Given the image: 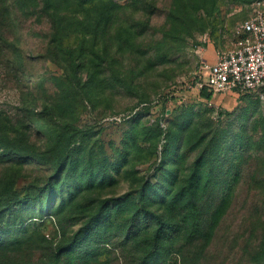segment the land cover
Instances as JSON below:
<instances>
[{"label": "rangeland", "instance_id": "rangeland-1", "mask_svg": "<svg viewBox=\"0 0 264 264\" xmlns=\"http://www.w3.org/2000/svg\"><path fill=\"white\" fill-rule=\"evenodd\" d=\"M12 1L8 0L10 11ZM128 1L116 0L120 9L95 38L92 29L83 28V15L69 7L67 17L75 27L60 51L64 57L68 49L77 48L80 39H84L86 50L92 44H97L98 50H110L109 58H113L122 81L86 97L72 122L93 134L92 141L101 147L109 163L121 166L114 173V187L100 194L104 197L121 196L146 179L158 180L169 122L185 109L205 114L221 130H228L234 117L247 110L257 132L264 133V88L253 96L228 91L207 101L200 87L205 83L201 62H212L211 54L232 47L234 28L247 17L255 0H217L212 12H196L194 18L199 24L189 25L184 20L175 31L168 16L180 0H147L154 3V11L145 3L129 5ZM189 9L193 14V4ZM11 17L13 23L9 21L1 29L7 43L0 42V122L40 144L45 138L34 127L26 131V114L31 112L43 122L45 107L52 106L58 97L55 78L64 75L63 61L51 51L53 29L46 17L24 16L16 10ZM200 25H205L204 30L198 29ZM188 26H194L191 35L185 31L190 30ZM200 41L204 51L197 52L194 45ZM105 73L110 75L108 70ZM157 132L158 140L153 138ZM124 148L129 154L126 158ZM261 154L262 149L256 152V160L249 159L241 168L229 204L211 235L190 243L184 241L181 254L172 255L170 264H255L260 260L264 255V166L257 163ZM194 155L192 152L191 160ZM49 172V168L35 162L0 158V179L14 177L21 197L30 191L33 182L44 181ZM29 214L36 218L30 220L26 230L11 234L21 242L11 255L16 264H40L50 257V243L60 240L62 217L55 219L47 207ZM69 223L66 234L79 226ZM106 250L93 252L96 264H134L129 249Z\"/></svg>", "mask_w": 264, "mask_h": 264}, {"label": "trees", "instance_id": "trees-1", "mask_svg": "<svg viewBox=\"0 0 264 264\" xmlns=\"http://www.w3.org/2000/svg\"><path fill=\"white\" fill-rule=\"evenodd\" d=\"M136 3L156 9L147 0L128 1L129 5ZM192 4L193 14L189 12ZM216 5L217 0L175 2L168 16L173 31L184 20L189 25L199 24L194 18L196 12H212ZM69 7L83 15V28L92 29L95 38L100 28L113 21L121 6L116 0H13L10 11L8 0H0V42L7 43L1 29L9 21L13 23L14 10L24 16L46 17L53 29L50 48L56 59H62L64 72L55 78L58 97L52 106L45 107L43 122L31 112L26 114V131L34 127L45 138L40 144L0 122L1 159L35 162L50 169L49 176L42 182H33L24 197L15 189L14 177L0 179L2 264H16L11 255L21 242L11 234L25 231L30 220L36 218L29 212L42 211L44 207L64 222L60 225V240L50 243V257L40 264H96L93 252L106 248L129 249L134 264H170L172 255L181 254L184 241L190 243L211 235L229 204L241 168L249 159L256 160L258 150L264 153V133L257 132L247 110L234 117L228 130H221L205 114L185 109L169 122L158 180L146 179L121 196L100 195L114 187V173L121 166L109 163L101 147L92 141L93 134L72 122L86 97L122 81L113 58H109L110 50H98L97 44L86 50L84 39H80L75 50L68 49L64 57L60 55L75 27L67 17ZM192 27L185 28L190 35L195 30ZM204 27L200 25L198 29ZM201 95L207 101L212 99L206 89ZM130 135L134 140L135 133ZM159 135L157 132L153 138L158 140ZM124 149L126 158L129 154ZM192 152L195 155L191 160ZM257 163L264 166V155ZM66 222L79 226L66 234ZM28 242L33 240L28 238ZM255 264H264V255Z\"/></svg>", "mask_w": 264, "mask_h": 264}, {"label": "built area", "instance_id": "built-area-1", "mask_svg": "<svg viewBox=\"0 0 264 264\" xmlns=\"http://www.w3.org/2000/svg\"><path fill=\"white\" fill-rule=\"evenodd\" d=\"M234 34L231 48L216 51L213 62H201L205 83L200 87L213 97L228 91L257 94L264 88V0L251 3L249 14L234 28ZM194 47L197 52L204 51L201 41Z\"/></svg>", "mask_w": 264, "mask_h": 264}, {"label": "crops", "instance_id": "crops-1", "mask_svg": "<svg viewBox=\"0 0 264 264\" xmlns=\"http://www.w3.org/2000/svg\"><path fill=\"white\" fill-rule=\"evenodd\" d=\"M207 61H208V59H207ZM211 61L212 62L214 61V55L213 54H211Z\"/></svg>", "mask_w": 264, "mask_h": 264}]
</instances>
